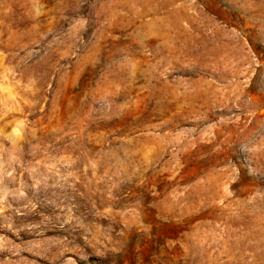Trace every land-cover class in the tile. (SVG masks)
Instances as JSON below:
<instances>
[{
    "label": "rangeland",
    "instance_id": "obj_1",
    "mask_svg": "<svg viewBox=\"0 0 264 264\" xmlns=\"http://www.w3.org/2000/svg\"><path fill=\"white\" fill-rule=\"evenodd\" d=\"M0 264H264V0H0Z\"/></svg>",
    "mask_w": 264,
    "mask_h": 264
}]
</instances>
